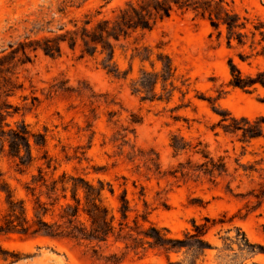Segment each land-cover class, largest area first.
<instances>
[{"label":"rangeland","instance_id":"obj_1","mask_svg":"<svg viewBox=\"0 0 264 264\" xmlns=\"http://www.w3.org/2000/svg\"><path fill=\"white\" fill-rule=\"evenodd\" d=\"M84 1L0 0V50L24 41L27 35L39 38L47 34L36 36L31 33L37 20L50 21L52 29L61 24L71 28L72 22L83 18L85 13L96 15L94 20L109 17L113 10L129 0H111L107 4L106 0ZM227 1L236 13L250 19L249 29L253 28L252 22H264V0ZM135 37L141 50L146 47L141 53L142 58H133ZM135 37L125 48L117 49L115 61L119 69L127 73V77L121 79L107 73L102 65V55L80 57L79 49L73 51L66 44L63 54L55 58L40 50L30 52L31 61L16 71L23 88L8 99L13 105L10 111L18 108L8 121L15 128L16 122L24 120L32 132L46 133V149L61 163L60 171L68 170L89 179L110 180L116 188L125 176L132 206L142 211L145 199L150 204L149 220L167 227L175 236L182 237L186 230H191L192 220L201 222L205 216L218 218L226 214L227 220L235 217L221 231L220 226L209 231L206 239L212 245L221 250L224 246L222 238L235 236V227H241L252 243L264 245V200L259 205L251 193L257 188V175L254 182L246 176L241 182H232L233 191L230 192L226 189L228 177L219 178L215 184L205 177L194 180L181 177L180 173L177 178L170 174L187 158V155L174 156L170 145L174 134L193 143L201 140L214 156H226L233 169L235 157L243 151L242 144L236 136L226 135L221 127L213 129V126L227 111L251 120L264 118V88L248 92L229 86L228 60L233 57L244 73H254L264 66L262 59L252 60L251 66L241 62L238 53H249L250 49L228 47L225 32L219 36L207 20L194 18L192 12H175L153 30ZM147 49L152 53L149 59ZM160 53L168 55L176 67L172 79L176 88L168 101L160 81L156 92L164 99L142 100L143 94L134 90V81L144 70L161 69ZM52 86L69 90L50 93ZM171 87L168 81L167 90ZM31 143L33 154L38 158L36 165L42 164L44 160L39 158L43 150L34 144L33 137ZM7 148L5 144V150H0V169L6 173L17 195L24 197L23 184L35 167L26 174L18 173ZM157 156L161 171L166 175L146 171L145 161ZM261 158L264 159V137L246 146L241 162L248 164ZM192 159L199 161L200 157L194 155ZM92 167L105 171L95 172ZM133 181H136V187ZM141 187L144 188L143 197H139ZM133 215L131 213V217ZM148 225L146 223L145 227ZM0 245L18 252L20 258L13 262L12 257L7 260L0 257V264H108L94 255L91 247L68 239L9 234L0 235ZM122 248L123 244L118 243L104 254L119 252ZM230 248L237 252L238 260L234 263H231L234 258L231 249L225 251V258L217 249L207 250L205 255L199 256L198 263L264 264V253L240 252L236 243ZM191 254L182 250L172 252L168 258L158 249H151L144 255L130 251L120 264H170V261L186 264L193 258Z\"/></svg>","mask_w":264,"mask_h":264},{"label":"trees","instance_id":"obj_2","mask_svg":"<svg viewBox=\"0 0 264 264\" xmlns=\"http://www.w3.org/2000/svg\"><path fill=\"white\" fill-rule=\"evenodd\" d=\"M110 1L105 2L107 4ZM60 11H64V8H60ZM175 12L181 14L192 12L194 18L207 20L219 36L225 32L230 48L248 47L249 53L243 51L238 53L241 62L251 66L252 60L262 59L264 63V22H252L253 28L249 29L250 19L236 13L227 0H129L125 5L113 10L109 17L94 20L96 15L85 13L83 18L72 22L71 28L61 24L52 29L49 26L50 21L37 20L30 30L31 33L36 36L40 33L47 34L39 38L27 35L24 41H18L16 45L9 44L8 48L0 50V150L4 151L7 144V154L14 160L15 170L22 175L35 167V171L23 184L24 197L17 195L6 173L0 169V235L21 234L68 239L79 245L91 247L94 255L108 264H120L130 251L144 255L151 249L165 252L168 258L172 252L182 250L192 252L193 258L186 264H199V256L205 255L210 249H217L223 258L227 257L225 251L233 250L230 248L233 243L238 244L240 252L252 255L264 253V245L252 243L241 227H235V236L222 238L224 246L221 250L206 239L212 228L220 226L221 231L226 223L233 221L235 216L227 220L226 214L218 218L205 216L201 222L192 220L191 230H186L182 237L173 235L167 227H160L149 220L150 204L145 199L142 211L132 206L128 198L129 189L125 176L121 177L123 182L116 188L115 183L110 180L100 177L89 179L85 175L74 174L68 170L60 171L61 163L46 149V133L32 132L24 120L16 122L15 128L8 121L9 116L18 112V108L10 111L13 105L8 99L23 88L16 71L19 66L31 61L30 52L40 50L45 55L55 58L63 54V45L66 44L73 51L79 49L80 57L102 55V65L109 75L116 79L126 78L127 73L122 72L115 61L117 49L125 48L136 34L153 30ZM136 40L137 38L134 40L136 46L133 58H142L141 53L146 47L141 50ZM147 51L149 59L152 53L148 49ZM158 61L161 63L159 71L144 70L134 81V90L143 94L142 100L164 99L162 94L156 92L160 81L163 84L162 89L167 93L168 101L176 88L172 81L176 72L172 59L160 53ZM228 65L231 75L229 86L248 92L256 91L259 87L264 88V66L258 67L254 73H244L233 57L229 58ZM154 66L152 62V67ZM168 81L172 87L167 90ZM60 89L64 88L52 86L49 92ZM218 126L226 135L236 136L242 144L243 151L235 157L233 169H230L226 156H214L208 145L201 140L193 143L174 134L170 143L174 156L187 155V158L180 161L170 174L177 178L180 173L181 177H190L194 180L205 177L215 184L219 178L228 177L226 189L230 192L233 191L232 182H241L243 176L254 182V176L257 175L259 178L257 188L251 193L260 205L264 200V159L244 164L241 157L250 142L264 137V118L251 120L245 116L236 117L227 111L221 114V119L213 129ZM32 137L34 144L43 150L39 159H43L44 162L39 165H36L38 158L33 154ZM194 155H199L200 160L193 161ZM81 161L79 158L80 163ZM139 167L137 165V168ZM145 167L147 172L166 175V172L161 171L158 156L149 157L145 161ZM92 168L95 172L105 171L104 168ZM133 185L136 187V181H133ZM144 195V188L141 187L139 197ZM131 213H134L133 217ZM146 223L149 224L147 227ZM229 231L230 229L226 232ZM118 243L123 244L119 252L104 254L107 249ZM235 254L237 252L234 251L231 263L238 260ZM0 257L4 260L12 257L13 262L20 259L18 252L4 249L1 245ZM170 264L185 262L170 261Z\"/></svg>","mask_w":264,"mask_h":264}]
</instances>
